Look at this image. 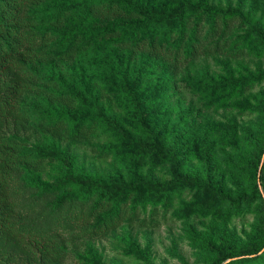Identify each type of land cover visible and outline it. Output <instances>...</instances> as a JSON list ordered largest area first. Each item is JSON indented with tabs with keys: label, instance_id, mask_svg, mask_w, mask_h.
I'll list each match as a JSON object with an SVG mask.
<instances>
[{
	"label": "trees",
	"instance_id": "obj_1",
	"mask_svg": "<svg viewBox=\"0 0 264 264\" xmlns=\"http://www.w3.org/2000/svg\"><path fill=\"white\" fill-rule=\"evenodd\" d=\"M250 23L239 8L187 0L155 6L138 0H0V264H100L91 241L124 224L157 229L193 214L231 216L234 207L222 189L180 173L175 153L158 140L133 147L132 133L146 135V117L133 101L134 88L126 92L127 103L116 102L117 83L122 54L148 59L134 83L167 76L166 96L181 86L175 75L202 56H260L264 38L251 35ZM77 62L90 67L100 96L137 116L134 127L109 118L76 81L66 88L67 66ZM186 85L205 109L225 91ZM237 88L245 91L243 84ZM100 138L109 141L101 145ZM70 143L117 161L171 164V181L86 173L69 153ZM255 143L262 152L264 138ZM185 154L191 157L189 149ZM257 180L263 186L264 159ZM262 208L264 213V200ZM262 222L252 242L228 249L224 258L231 260L224 264H264Z\"/></svg>",
	"mask_w": 264,
	"mask_h": 264
},
{
	"label": "rangeland",
	"instance_id": "obj_2",
	"mask_svg": "<svg viewBox=\"0 0 264 264\" xmlns=\"http://www.w3.org/2000/svg\"><path fill=\"white\" fill-rule=\"evenodd\" d=\"M138 1L155 6L161 0ZM187 1L223 9L239 8L250 17L251 35L256 39L264 38V0ZM120 56L123 69L117 83L121 88L120 98L116 102L122 101L124 105L130 98L126 92L131 88L137 90L133 101L144 109L148 125L146 135L132 133L133 147L140 141L148 144L158 140L164 151L175 153L180 173L193 174L218 185L234 208L233 214L226 218L193 214L181 220H168L157 229L124 224L107 237L91 241L99 262L224 264L229 259L224 255L230 247L252 242L256 229L263 227L264 183L262 186L257 179L264 150L260 152L255 141L264 138V52L260 56L241 58L202 56L175 75L181 86L169 96L164 94L170 85L167 76L158 74L134 83L136 70L148 62L146 57L138 56L133 60L126 54ZM67 69L66 88L70 89L76 81L80 92L109 118L134 127L137 116L100 96L89 66L77 62ZM188 82L199 89L225 91L216 105L205 109L198 95L186 85ZM241 84L245 89L243 93L237 88ZM99 140L101 145L109 141L107 138ZM250 140L252 150L246 147ZM69 146V153L77 159L80 169L89 174L151 182H170L172 178V165L168 163L152 168L138 165L133 159L117 161L110 155L100 156L86 145L70 143ZM187 149L191 157L185 154ZM253 203L258 205L256 212H251L255 210ZM68 264H74L73 260Z\"/></svg>",
	"mask_w": 264,
	"mask_h": 264
},
{
	"label": "water",
	"instance_id": "obj_3",
	"mask_svg": "<svg viewBox=\"0 0 264 264\" xmlns=\"http://www.w3.org/2000/svg\"><path fill=\"white\" fill-rule=\"evenodd\" d=\"M229 260H231V258H230V259H228V260H226L225 262H227V261H229ZM225 262H224V263H225Z\"/></svg>",
	"mask_w": 264,
	"mask_h": 264
}]
</instances>
